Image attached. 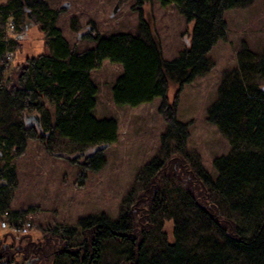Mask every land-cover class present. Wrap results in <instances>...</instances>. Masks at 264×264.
Segmentation results:
<instances>
[{
  "label": "trees",
  "instance_id": "trees-1",
  "mask_svg": "<svg viewBox=\"0 0 264 264\" xmlns=\"http://www.w3.org/2000/svg\"><path fill=\"white\" fill-rule=\"evenodd\" d=\"M47 1L0 4V216L23 223L33 210H14L12 202L19 185L17 160L25 155L28 141L39 134H45L50 153H55L52 140L58 134L86 152L85 171L104 168V146L117 142L119 127L114 119L94 116L98 87L92 73L107 60L124 69L112 88L115 105L140 107L162 99L159 113L167 129L161 146L166 161L155 158L145 167L139 178L142 190L134 201L130 197L132 208L117 221L105 216L85 218L77 225L48 230L42 244L26 242L25 246L7 243L10 236L17 241L18 235L0 233V262L20 257L35 264L63 257L71 264H100L104 242L114 240L125 246L128 255L120 264H264V51L256 54L247 46L239 51L237 68L225 74L219 99L209 110L208 122L218 127L231 146L228 156L214 161L216 180L205 171L197 172L186 159L188 125L177 120L184 86L207 73V55L226 36L224 13L246 0H158L164 8L178 6L188 22L189 44L170 62L163 58L161 45L144 20L142 9L153 0H135L147 40L129 34L105 38L93 28L86 39L96 47L84 52L71 48L55 25L58 11ZM10 22L16 28L12 33ZM34 27L46 36L49 51L32 52L22 61L24 31ZM7 53L13 54L12 59ZM171 83L178 87L173 102L168 100ZM43 100L54 108L53 122ZM36 117L40 128L31 127ZM168 175L182 180L187 190L180 201L194 206L217 235L209 232L194 245L181 237L184 225L170 212L169 196L162 190ZM83 180L84 175L81 186ZM215 197L224 203L228 215H222ZM160 213L174 218L175 241L156 258L146 250L145 233L156 227Z\"/></svg>",
  "mask_w": 264,
  "mask_h": 264
},
{
  "label": "rangeland",
  "instance_id": "rangeland-1",
  "mask_svg": "<svg viewBox=\"0 0 264 264\" xmlns=\"http://www.w3.org/2000/svg\"><path fill=\"white\" fill-rule=\"evenodd\" d=\"M8 2L0 0V4ZM46 3L58 11L55 25L77 52L96 47L95 42L86 39L92 33L91 28L105 38L129 34L147 40L143 31L146 28L142 26L135 0H48ZM142 10L152 38L161 45L165 61L177 59L189 44L185 38L188 22L181 9L174 4L164 8L158 0H153ZM14 14V19L19 21ZM224 20L227 25L225 38L207 55V73L184 86L177 113V120L188 125L186 159L197 172L205 171L214 180L218 177L214 161L228 156L231 146L218 127L208 122V113L219 99V88L225 74L237 68L239 51L244 46L256 54L264 51V0H246L242 5L227 10ZM24 33L20 49L24 54L22 61L32 52L46 50V36L40 28L34 27ZM123 73L121 65L108 60L92 73L98 87L97 106L93 114L99 120L114 119L119 127L117 142L104 149L106 164L103 169L85 171L86 152L58 134H54L52 140L55 153L47 150L46 141H43L45 134L38 133L36 140L28 141L25 155L17 160L19 185L14 193L12 209L32 208L26 218H32L34 226L29 236L23 237L24 241L20 238L22 236L18 235L17 241L10 236L8 244H42L48 230L60 225H77L85 218L105 216L111 222L117 221L122 212L132 208L130 197L134 201L142 190L139 178L144 175L145 167L155 158L161 157L166 161L161 146L167 129L165 119L159 113L162 99L157 98L140 107L115 105L112 88ZM177 89L175 83L170 84V102H173ZM42 102L53 122V106L46 100ZM35 126L36 123L31 125ZM83 175L81 186L79 180ZM162 190L169 196L170 212L177 215L181 225H184L181 226L184 231L181 237L187 238V242L194 245L200 237L215 234L214 226L204 217H199L194 206L180 201L182 192L187 190L182 180L165 176ZM213 201L223 216L229 214L221 200L215 197ZM163 216L160 213L156 217V227L145 233L146 250L150 257H161L175 241L174 218L170 220L164 216L163 221ZM0 233L3 236L8 232L0 228ZM125 251V246L118 242L105 241L100 264H120L128 259ZM17 258L22 261V258ZM35 264L71 263L63 257H48Z\"/></svg>",
  "mask_w": 264,
  "mask_h": 264
},
{
  "label": "built area",
  "instance_id": "built-area-1",
  "mask_svg": "<svg viewBox=\"0 0 264 264\" xmlns=\"http://www.w3.org/2000/svg\"><path fill=\"white\" fill-rule=\"evenodd\" d=\"M15 25L10 22L8 24V31L9 32H13L15 30ZM11 53H7L6 57L8 59L12 58ZM4 183V182H1ZM33 220L32 218H26V220L23 223H11V221L9 220V217H7V215H3L0 216V228L2 230H6L8 233H12V234H16L22 237H28L32 228H33ZM0 264H27L25 263V261H21L19 259H15V260H8V259H3L1 260Z\"/></svg>",
  "mask_w": 264,
  "mask_h": 264
},
{
  "label": "water",
  "instance_id": "water-1",
  "mask_svg": "<svg viewBox=\"0 0 264 264\" xmlns=\"http://www.w3.org/2000/svg\"><path fill=\"white\" fill-rule=\"evenodd\" d=\"M34 119H35V122L37 124V127L40 128V120H39V117H36ZM104 148H108V146H104Z\"/></svg>",
  "mask_w": 264,
  "mask_h": 264
},
{
  "label": "flooded vegetation",
  "instance_id": "flooded-vegetation-1",
  "mask_svg": "<svg viewBox=\"0 0 264 264\" xmlns=\"http://www.w3.org/2000/svg\"><path fill=\"white\" fill-rule=\"evenodd\" d=\"M90 30H92V28Z\"/></svg>",
  "mask_w": 264,
  "mask_h": 264
},
{
  "label": "crops",
  "instance_id": "crops-1",
  "mask_svg": "<svg viewBox=\"0 0 264 264\" xmlns=\"http://www.w3.org/2000/svg\"><path fill=\"white\" fill-rule=\"evenodd\" d=\"M18 169V168H17Z\"/></svg>",
  "mask_w": 264,
  "mask_h": 264
}]
</instances>
